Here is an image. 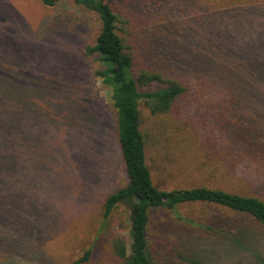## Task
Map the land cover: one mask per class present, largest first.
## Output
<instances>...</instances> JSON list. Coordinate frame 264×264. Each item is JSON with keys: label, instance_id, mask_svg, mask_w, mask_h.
<instances>
[{"label": "rangeland", "instance_id": "rangeland-1", "mask_svg": "<svg viewBox=\"0 0 264 264\" xmlns=\"http://www.w3.org/2000/svg\"><path fill=\"white\" fill-rule=\"evenodd\" d=\"M110 5L126 51H134L135 68H175L182 75L179 67L186 60L199 64L218 39L220 52L238 56L244 68L246 90L230 97L235 101L187 96L180 103L184 119L189 117L186 126L177 113L153 115L140 102L153 183L164 189L220 187L264 199V169L258 180L248 181L256 159L237 164L232 178L214 167L227 156L221 155L225 139L231 145L260 140L252 150L264 156V0H110ZM200 12L202 22L195 23ZM99 28L97 14L74 0H56L53 7L40 0H0V92L11 96L5 100L0 93V264H73L88 249L81 264H121L111 241L117 236L128 241L129 211L120 204L106 219L102 212L107 195L127 178L109 90L96 75L100 61L85 52ZM218 109L227 112L226 124ZM192 209L185 205L179 211ZM172 217L164 210L151 217L147 251L153 264H264L263 231L252 232L253 238L245 232L247 244L236 243V235L176 228Z\"/></svg>", "mask_w": 264, "mask_h": 264}, {"label": "trees", "instance_id": "trees-1", "mask_svg": "<svg viewBox=\"0 0 264 264\" xmlns=\"http://www.w3.org/2000/svg\"><path fill=\"white\" fill-rule=\"evenodd\" d=\"M40 1L46 7H53L56 2V0ZM74 3L96 13L100 21L95 42L92 46H86L85 52L86 54L96 53L100 61L101 66L96 71V75L109 90L111 106L116 114L118 147L127 178L125 184L108 194L103 203L102 215L105 219L120 204L125 205L129 211L128 241L122 236L114 237L111 241L113 255L121 264H153L147 251V229L153 213L160 210L172 214L176 228L186 227L205 234L218 232L220 236L230 235V238L231 235H236V243L247 244L249 237H254L252 232H264V199L253 193L242 194L204 185L164 189L153 183L146 160L148 147L146 133L141 129L142 119L139 110L141 101L145 102L149 112L153 115L177 113L178 122L184 126L188 125L189 117L184 119L185 108L182 109L180 103L189 95L197 97L207 95L211 100H214L211 95L214 97L220 95L219 99L222 101H235L230 97L241 96L246 90L241 59L234 55L228 56L231 54L227 52L228 55L221 53L220 42L222 40L218 39L216 43H213L214 46L208 47L210 52L205 58L202 57L199 64L186 60L184 63L186 66L179 67L182 75H177L175 68L170 71L148 65L135 68L134 51L128 48L126 51L123 40L117 32L118 20L110 5V0H74ZM200 14L202 13H197L198 16L194 18L195 23L202 22L204 15L199 16ZM210 14L219 16V13ZM241 27L244 32L246 29L244 22ZM248 35H250L249 32ZM226 56L229 62L227 61L225 65ZM191 84L194 85L195 93L191 92ZM0 93L5 96L3 98L5 100L11 98L9 94L3 92V89ZM228 97L229 99H225ZM201 104L205 103L198 105L202 106ZM76 110L75 106L68 112L69 115ZM215 112L219 115L218 119L221 123L226 124L228 119L224 118L227 112L219 109ZM205 116V114L199 116V119ZM199 119L198 117L191 119L194 127L200 124ZM193 120H198V122ZM91 122L95 124L94 118ZM194 137L195 135H192V138ZM245 140L248 144L236 142L231 145L225 139L227 145L221 144L223 146L221 155L226 154L227 156L223 158V164L221 161L219 163L215 161L216 166L214 167L220 169L226 177L232 178L230 176L233 175L232 171L235 170L234 167L237 164H242L244 159L250 162L256 159L253 170L251 169L248 173L251 175V180L248 181L252 183L260 178V169H264V156L259 157L260 151L252 150L253 143L260 142V140L254 138ZM257 142L255 144H260ZM225 148H227L226 151H224ZM219 153L216 149L217 158L220 156ZM207 158L213 159L209 155ZM247 164L249 163L246 162L245 165ZM3 179L4 184L7 185L6 178L3 177ZM238 179L242 180L241 177ZM245 193H248V190ZM185 205H194V210H189L187 214L181 213L179 208ZM245 232L248 238L243 236ZM90 254L91 249L86 250L74 260L73 264L86 262Z\"/></svg>", "mask_w": 264, "mask_h": 264}]
</instances>
